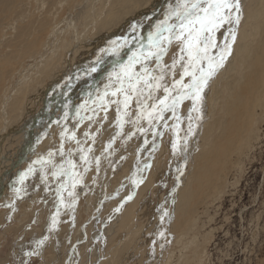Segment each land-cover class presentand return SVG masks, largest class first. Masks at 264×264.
Returning <instances> with one entry per match:
<instances>
[{
  "label": "rangeland",
  "instance_id": "rangeland-1",
  "mask_svg": "<svg viewBox=\"0 0 264 264\" xmlns=\"http://www.w3.org/2000/svg\"><path fill=\"white\" fill-rule=\"evenodd\" d=\"M167 4L168 0H149L145 7L140 6L144 9L143 12L139 11L140 8L134 11L130 24H126V27L122 30H108L106 36L103 37L105 38L104 46L100 50H96L95 54L93 53L96 58L103 59V63L98 68V70H101L98 71L99 79L97 78L94 84L90 82L93 88L92 91L95 92L94 97L97 96V90L101 94L103 93L104 86L108 83V72L111 71L117 60L115 56L101 50L108 48L111 41L128 37L129 45L121 54V59L126 60L129 49L140 43V37H144L146 42L148 32L153 30L158 20H163ZM263 6L264 0H247L245 3L244 19L237 36L238 43L235 55L228 60L225 68L218 73V77L214 78L213 82L210 81L212 84L210 83L211 85L208 84L205 87L202 93L201 111L191 113L194 117L192 121L194 131L188 137L187 146L182 151L177 150L174 152L172 143L174 140L178 143L182 142V138L187 134L189 122L186 118L192 108L191 102L183 104V113L187 112L185 118H182L181 115V120H187L186 123L180 121L179 129L175 132L172 126L168 128L165 140L162 147H160L161 149H159V155L155 157L154 164L152 162L150 172L146 178L147 181L144 182L146 186L142 188L136 200L129 204V207H131L128 223L119 228L116 236L114 232L104 242L99 237H94L97 230L104 227L103 220L116 207L118 199H111L110 204L108 203L100 213H97V202L102 196L112 192L114 184L120 181V177L128 176L131 160L129 156L134 148L139 145L140 136L149 130L147 121L140 122L141 126L146 128L145 132L138 131L137 127L131 123H125L107 155L102 154L100 150L106 148L107 145L104 146L102 142L108 139L109 132L112 130H118L119 132L120 130L113 123V119L112 123L117 129L110 128L112 126V123L110 125V119L113 118L114 114L117 115V112L113 114L108 112L107 115L102 113V116L94 121L93 130L91 132L89 130L90 135L83 137L82 144L78 148V150L84 149L85 151L91 148L92 151L87 152L91 163H79L78 182L75 183L73 190L74 197L69 196V193L63 190H61L60 196L57 195V189L63 182V177H54L51 166L44 169V172L47 173L46 180L42 179L40 166L36 164V166H33L36 171L28 175L23 183L19 182L20 174L26 172L29 165L33 164V161L29 158L34 153L35 148L32 152L29 151L27 161L18 163L12 168L13 170L1 171V193L8 195V198L3 199V195L0 198V264H95L98 259L97 255L102 256L99 264H264ZM3 15L0 14V17L2 16L1 22L8 21L9 14L4 16L5 21ZM59 15L64 17L65 7L59 10ZM3 25H0V35L2 34ZM133 26H136L135 31H133ZM93 31L91 30V33ZM106 40L108 41L106 42ZM168 50L163 57V63L171 65L173 57L180 55L179 42L173 41L172 47H169ZM21 60L22 58L18 61L13 60V67L19 68L20 64L18 63ZM89 60L91 61L90 65L83 71L74 72L71 68L66 71L67 77H73V80L67 79L63 83V92L58 97L56 94H53V97L51 96L48 112L45 111L43 114V118H46L43 121L44 125L39 127V136L34 140L38 142L35 144H39L42 133L47 132L48 129L50 133L54 129L50 136L52 144L54 142L53 146L59 150L55 159H52L57 165H60L59 159L70 157H65L64 154H72L75 139L68 138L62 142V129L67 128L74 116L72 114L68 116L61 115L55 102L59 97H61L58 99H61L60 104H64L69 100L71 95H67V93L72 90L71 85L78 84L77 80L87 77L88 75L85 73H88L89 69L96 65L97 59L90 58ZM150 67L155 68L154 61ZM179 78L180 70L179 65H177L175 79ZM172 79L171 75L166 77L169 87H171ZM188 80L189 77H185L184 82L187 83ZM234 92L237 95L236 97ZM162 93L161 90L157 95L163 96L164 93ZM241 97H243V100ZM90 98L92 97L89 95L85 99ZM111 99L116 98L111 97ZM236 100L240 102H236ZM34 101L35 105L33 103L32 106L34 112L38 114L43 107V98ZM232 101L233 104L235 103L234 105L231 103ZM244 109L247 111H244ZM131 110L134 114V102ZM109 111L113 112L114 109L110 108ZM50 112H53V116ZM46 113L48 114L45 115ZM197 114L200 116L199 120L195 119ZM31 119L27 122L24 121L25 125L22 123L18 126L19 134H22L23 129L27 128L25 126ZM13 122L18 123V118H14ZM234 122H236V125ZM249 123L251 124L249 125ZM229 124L233 129H236H231L232 127ZM222 127H225V129ZM241 129L243 133L240 131ZM237 130L238 133H236ZM72 132L74 130H70V134ZM70 134H68V137ZM213 143H217L218 146L215 147ZM212 144L213 147H211ZM61 146H63V155L60 154ZM239 147L241 148L239 149ZM217 150L220 151V155ZM231 152H233L232 155ZM96 154L99 157V166H97L95 160ZM212 154H215L217 158ZM73 155L76 157V153ZM105 156L108 158H105ZM21 163L22 165H20ZM210 167L212 171L208 174L203 173ZM85 168H88L89 173L84 170ZM5 173H7V176L4 175ZM1 176L5 177L2 178ZM214 176H216V179ZM211 178H213L212 184L214 185L209 191H213L212 193L208 191V194L204 195L202 191L196 190V181L209 185ZM185 179H190V183L194 185L193 187L191 184L189 190L194 195H192L189 207L193 204V207L195 205L196 207H191L190 212L182 215L180 211L177 212L176 208L179 201L178 193L181 191ZM83 185L85 188H83ZM208 185L206 186L208 187ZM17 189L19 191H16ZM195 195L200 197L195 199ZM201 196L202 200L200 199ZM60 198L65 203L63 209L61 208V213L56 217V220L58 218L60 220L55 224V227H52L53 215L50 214L55 206L59 204ZM73 198L75 201L72 203ZM199 202H202V204ZM197 203H199V206ZM191 239L197 243H195V247L194 244L187 247L192 243ZM75 248L78 249L75 259L69 261L72 250ZM193 249L195 251L192 254ZM188 254L192 255L187 258L186 255Z\"/></svg>",
  "mask_w": 264,
  "mask_h": 264
},
{
  "label": "bare ground",
  "instance_id": "bare-ground-1",
  "mask_svg": "<svg viewBox=\"0 0 264 264\" xmlns=\"http://www.w3.org/2000/svg\"><path fill=\"white\" fill-rule=\"evenodd\" d=\"M148 1L149 0H0V14H2V15L4 14L3 18L7 14H9V20L6 22H1L2 16L0 17V25L4 24L2 26L3 27L2 31H1L2 34L0 35V173H1V171L4 172L5 170H7V171L10 169L13 170L12 168L15 167L18 163H20L22 161L24 162L28 158L29 151L32 152V150L34 148H35L34 149L35 151L31 155L29 160L31 159L32 161H37L41 157L47 159L50 152L53 153L52 159H55V156L59 153V150L57 147L53 146L54 142L52 144V140H51V136H50L51 132L54 129L51 130L50 133L48 131L49 129L46 130L47 132H43L42 136L39 138V140H40L39 144H35L37 141L35 142L34 140H35V138H38V136H39V133H40L38 130L39 127L44 125L43 121L46 118H43V116H44L43 114L50 107L49 105H50L51 98L53 97L52 95L56 94V96L58 97L59 94H61L63 92V89H64L63 83L67 79L70 81L73 80L72 79L73 77H70V76L67 77L68 75H67L66 71H69L70 68L74 72H78L80 70L83 71L84 69H86V67H88L90 65V62H91L89 60L90 58L95 59V60L98 59V58H96V55L93 56V53L96 50H100V48L102 46H104L105 38H103V37L106 36L108 30L109 29H111L113 31L116 29L122 30L124 27H126V24H130L129 22H131L130 19H131L132 15L134 14V11L136 9L140 8L139 11L143 12L144 9L141 7H145ZM246 2H247V0H240V7H241L242 15H241V21H240L239 25L237 26L236 39L232 45L231 54L225 60L223 66L221 68H219L216 71V73L214 74V76H212V78L208 81V84H210L211 83L210 81H212L214 78L218 77L217 76L218 73H220L225 68L228 60H230L232 58V56L235 55V49H236L237 43H238L237 42V36L239 34L240 26L242 25V21L244 19V15H243L244 14V5ZM64 7H65V15L63 17V16L59 15V10L61 8H64ZM4 21H5V18H4ZM128 28H129V26H128ZM226 29H227V25H225L224 28H222L219 32H217L216 36H217V42L218 43H221L223 41V33H224V31H226ZM91 30H94V31L91 33ZM70 38H72V40H70ZM106 39H108V38H106ZM107 41L108 40H106V42ZM169 47H172V44L170 46H168V49H169ZM167 51H169V50H167ZM215 51H216V49L213 50V52H215ZM20 58H22V60L19 61V63H18V64H20L19 68L16 69L15 67H13L12 61L13 60L18 61V59H20ZM243 61H244V59H243ZM91 64H93V63H91ZM72 68H74V69H72ZM98 71H101V70H98ZM98 71L85 73L88 75L87 77H84V78H81L80 80H77L76 82H78V84L74 83L73 85H71L70 88H72V90L67 93V95H71V97L69 98V100L66 101V103H64L62 101V103L66 104V105L59 103V101L61 99L60 100H58V99L61 97H59L58 99L55 97L57 99L55 103L57 105L56 108L58 109V112H61L60 114L63 116L65 115V113H67V116L70 114H72V116H74L71 123L70 122H69V124L67 123L68 124L67 128L64 127V130L62 129V132L64 133V135L62 136V140H63L62 142L66 141L68 139V134H70V130H74L75 142L72 146V154L76 153V157H74V155L72 156V154L69 155V153H65L64 154L65 157H68V156H70V157H68L67 159H59V161L61 164V162L64 163L68 159H72L74 161V163L76 164V168L74 169L76 174H77L78 169H79V163H81V162L84 163V161H82L80 159V155H81L80 149L78 150L80 144H82L81 141L84 139L83 137L90 135L89 130H90V132L93 130L92 126H94V121L98 120L102 116V113L107 115L108 112L112 113V114L116 112V105L108 106L107 110L105 111L103 107L97 106L98 101L96 103L93 102L96 99V96L94 97L95 92L92 91L93 88L91 87L92 84L90 85V82L91 83L93 82V84H94V82H96V79L99 76ZM243 76H245V75H243ZM89 78H91V79H89ZM92 79H94V80H92ZM99 85H101V84H99ZM89 94H91L90 97H92V98L85 99L87 96H89ZM234 95H235V92H234ZM236 96L237 95H235V97ZM235 97L234 98L232 97V98L235 99ZM39 98L40 99L43 98L44 103H43L42 109L39 111L38 114H36L34 112L32 104L35 102L34 101L35 99L38 100ZM64 98H65V95H64ZM242 98L243 97H241V99ZM106 99H108V98H106ZM241 99H240V101L243 100V99L242 100ZM237 101H239V100H236V102ZM40 102H41V100H40ZM185 102H191L192 103L191 100H184L183 102H181L179 104L177 111H178V115L180 117L182 115V118L184 116H186V112H187V111H185L183 113V104ZM231 103L233 104V101ZM34 105H35V103H34ZM81 105H85V107L81 108L80 107ZM110 108H113L114 111L110 112L109 111ZM77 109H79V112H77ZM230 109H233V108H230ZM241 109H243V108H241ZM254 109H255V106H254ZM245 110L246 109H244V111ZM227 111H229V110H227ZM53 112H50L51 115L53 114ZM235 113H237V112L235 111ZM47 114L48 113H46L45 115H47ZM50 116H48V117H50ZM116 117H117V115L114 114L113 118L110 119L111 121L109 120L110 125L112 123V119H113V123L116 124ZM14 118H18V123L13 122ZM30 118H32V119L30 121H28V123L26 124L27 126H25L27 128L23 129L22 127H20L23 129V131H22V134H19V131L17 129L18 126H20V124H22L24 121L27 122V120H29ZM56 118H55V120H57ZM186 119H184V120H186ZM227 119L225 121L226 125H227ZM165 121L167 122L168 127H164ZM186 121H182V122L186 123ZM113 123H112V126L110 128H113V127L115 128ZM175 123H176V121L172 117L171 111L166 112L164 114V121H160L158 124H155L154 128L149 127V130L147 132H145L144 135L140 136L141 140L139 139L140 140L139 145L137 144L138 146L136 148H134V150H133L134 152L132 151L133 153L131 152V154L129 156L131 158V160H130V164H129V168H128V171H129V173L127 174L128 176L125 177V175H124V176L120 177L119 178L120 181H118L117 183L114 184V187H113V190L111 193L106 192L107 195H104L101 198L99 197L100 200L97 202V206H96L97 210H98L97 213H100V211L108 203L110 204L111 199L117 198L118 202H117L116 207L112 210V212L109 213L104 218V220H103L104 227H102V229L97 230V232L95 233V236H94L95 238L99 237V239H101L104 242V240L105 239L107 240V238H109L110 235H113L114 232H115V236H116L119 232V228L128 223V220H129L128 215H129V212H130L129 210L131 207V206L129 207V204H132L133 201L136 200L138 195H140V191L142 190V188H144V186H146V183H144V182L147 181L146 178L150 172L151 164H152V162L154 164L155 157L157 155H159L158 154L159 149H161L160 147H162V144H163V141L165 140L164 138L166 136V132H167L168 128H170ZM235 123L236 122H234V124ZM23 124L25 125V123H23ZM239 124H241V123H239ZM250 124L251 123H249V125ZM116 126H117V124H116ZM223 126H225V125H223ZM229 126H231V125L229 124ZM115 129H117V128H115ZM223 129H225V127ZM231 129H233V127ZM234 129H236V128H234ZM240 131L243 133L242 129ZM120 132H121V128H120L119 132H118V130L117 131L112 130L111 132H109L108 139L104 140L105 142H102V144L104 146L107 145L106 148H101L100 152L102 154L107 155V153H109V151L111 149V147H108L109 143L111 142V146H112L114 144L116 137H117V134L118 133L120 134ZM154 132L156 133L155 135H154ZM225 132H226V130H225ZM238 132L239 131L237 130L236 133H238ZM159 133H163V134L160 135ZM251 134H253V133H251ZM231 135H233V134H231ZM113 138H115V139H113ZM224 138H222V139H224ZM222 139H221V141L224 142ZM237 139H238V137H237ZM237 139H236V141H237ZM77 140H79V142H80L79 144L76 143ZM145 141H147V143H145ZM214 141H216V140H214ZM99 143H101V142L99 141ZM217 143H218V141H217ZM217 143H215V144L213 143L215 145V147L218 146ZM213 144L211 147L214 146ZM234 147H236V146L234 145ZM240 148L241 147H239V149ZM209 149H211V148L209 147ZM228 149H230V148H228ZM217 151H219V150H217ZM226 151H227V147H226ZM31 152H30V154H31ZM232 153L233 152H231V155H232ZM89 155H91V154H89ZM212 155L214 156L215 154H212ZM219 155H220V151H219ZM213 156H212V158L214 159ZM229 156H230V152H229ZM95 157H97V154L95 155ZM106 157L107 156H105V158ZM215 157H216V155H215ZM241 157H242V155H241ZM231 158H233V157H231ZM79 159H80V161H79ZM223 159L225 160V158H223ZM16 160H18V161H16ZM210 160H212V159L210 158ZM220 161H221V159H220ZM54 163H55V161H54ZM229 163L231 164V162H229ZM20 165H22V163ZM145 165H148V167H145ZM200 170H201V168H200ZM210 171H212L211 167L203 173L208 174ZM6 174L7 173H5L4 175H6ZM2 175H3V173H2ZM8 175H9V173H8ZM196 175H198V174H196ZM3 177H5V176H3ZM214 177L216 179V176H214ZM199 178H200V176H199ZM190 179H185V182H183V187H182L181 191L178 193V196H179L178 200L179 201L177 203L176 210H178L177 212L180 211L182 215H186L188 212H190V209H192L191 207L194 206V204H193L191 207H189L190 201H191V198L193 195V193L191 194V192H189V190L191 188V184L193 185V183H190ZM217 180H218V178H217ZM134 181H140V182L134 183ZM201 181H203V180H201ZM207 181H208V179H207ZM207 181H206V183H207ZM212 182H213V178L210 179L209 185L204 184L200 181H196V190L199 192L202 191L204 193V195L206 193L208 194V191L211 189L212 185H214V184H212ZM62 183L65 185V188L62 189L63 191L68 192V193H69V191L73 192V190H74V188L72 187V184L74 183L73 180H69L68 177H63ZM217 183H219V182H217ZM206 185H208V187ZM193 187H194V185H193ZM83 188H85V186ZM83 188H82V190H83ZM78 191H80V190H78ZM1 192H2V186H0V198H2V195H3V193H1ZM209 192H211V191H209ZM78 193H81V192H78ZM3 196H4L3 199L8 198V195H3ZM196 196L197 195H195V199H198L200 197V196L199 197L197 196V198H196ZM78 197H79V195H78ZM75 199H78V198H75ZM200 199L202 200V196ZM205 199H206V197H205ZM203 201H204V198H203ZM71 202L73 203V201H71ZM194 202H196V201H194ZM64 203H65V201L61 200V198H60L59 204L57 206H55V209L50 214V215H53V217H55V224H57V222L60 220V218H58L56 220V217H58L59 214L61 213V210L63 209L62 207H63ZM199 203L202 204V202H199ZM199 203H197V205ZM2 205H3V203H2ZM195 207H196V205H195ZM195 207H193V208H195ZM187 219H188V217H187ZM187 221L189 222V220H187ZM51 223H52V227H55V225L53 226V218H52ZM184 227H185V225H184ZM197 242H199V241L197 240ZM195 243L196 242L194 240H192V243H190V245H188L187 247H190L193 244L195 247ZM185 244H186V242H185ZM205 246H206V244H205ZM186 249H189V248H186ZM191 249H192V247H191ZM191 249H189V250H191ZM77 250L78 249H76V248L72 250V253L68 259L69 261L70 260L73 261L75 259V256L77 254ZM194 251H195L194 249H193V252L191 251L192 254L194 253ZM192 254L186 255V257L188 258ZM97 256H98V259L96 260L95 264H99L100 260L102 258L101 255H97ZM97 256H95V257H97ZM187 264H189V263H187Z\"/></svg>",
  "mask_w": 264,
  "mask_h": 264
},
{
  "label": "snow or ice",
  "instance_id": "snow-or-ice-1",
  "mask_svg": "<svg viewBox=\"0 0 264 264\" xmlns=\"http://www.w3.org/2000/svg\"><path fill=\"white\" fill-rule=\"evenodd\" d=\"M163 15V20H158L153 30L148 32L146 42L144 37H140V43L129 49L126 60L121 59V54L129 45L128 37L111 41L108 48L101 50L115 56L117 60L108 72V83L105 84L103 93L97 90V96L93 102L98 101L97 106L103 107L105 111L109 105L115 104L117 127L122 129L125 123H131L140 132L146 131L141 126V121H147L149 127L154 128L155 124L164 121V114L171 111L176 121L172 125L175 132L179 129L182 119L178 115V106L184 100H191L192 108L187 117L189 122L187 134L182 138V142L178 143L174 140L172 143L173 151L176 152L177 150L182 151L187 146L188 137L193 134L194 117L191 113L201 111L204 88L231 54L242 12L240 0H168ZM225 25L227 29L223 33V41L218 43L216 34ZM135 30L136 26H133V31ZM173 41L179 42L180 55L174 56L172 64L167 65L163 63V57ZM214 49H216L215 52H213ZM153 61L155 68L150 67ZM101 63L103 59L98 58L96 65L91 67L89 72L98 71ZM177 65L180 70L179 79H175ZM169 75L173 77L171 87L166 82V77ZM185 77H189L187 83L184 82ZM161 90L164 95H157ZM111 97L116 99H111ZM133 102L135 103L134 114L131 110ZM80 107L83 108L85 105ZM195 119L199 120L200 116L197 115ZM164 127H168L166 121ZM68 138L75 139V133L72 132ZM76 143L79 144V140ZM108 147H111V142ZM91 151V148L87 151L80 149V159L85 164L91 163L87 155V152ZM60 154H64L63 146H61ZM52 157L53 153L50 152L47 159L41 157L33 161L27 171L20 174V182L23 183L28 175L33 174L36 171L33 165L38 164L42 179L47 178L44 169L51 166L54 177H68L69 180L74 181L72 184L74 188L75 183L78 182V176L74 171L76 168L74 161L68 159L57 165ZM95 160L99 166V157ZM84 170L87 171V168ZM139 182L134 181V183ZM64 188L65 185L61 183L57 189L58 196ZM69 196L74 197V193L69 191ZM54 225L55 217H53Z\"/></svg>",
  "mask_w": 264,
  "mask_h": 264
}]
</instances>
